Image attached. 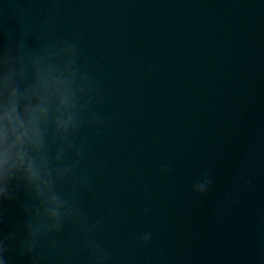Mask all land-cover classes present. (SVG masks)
I'll return each instance as SVG.
<instances>
[{
    "label": "water",
    "instance_id": "water-1",
    "mask_svg": "<svg viewBox=\"0 0 264 264\" xmlns=\"http://www.w3.org/2000/svg\"><path fill=\"white\" fill-rule=\"evenodd\" d=\"M59 39L102 117L61 185L83 218L33 256L21 233L10 264H98L90 241L99 264H264V0H0V48ZM26 195L0 201V233Z\"/></svg>",
    "mask_w": 264,
    "mask_h": 264
},
{
    "label": "clouds",
    "instance_id": "clouds-1",
    "mask_svg": "<svg viewBox=\"0 0 264 264\" xmlns=\"http://www.w3.org/2000/svg\"><path fill=\"white\" fill-rule=\"evenodd\" d=\"M94 103L92 75L77 40L0 48V201L21 189L27 194L22 224L0 233V264H10L6 253L21 233L18 252L33 256L47 234L71 218L82 220L79 203L61 185L79 164L69 154L78 158L83 152L77 134L102 119ZM212 175L210 169L200 180ZM90 247L98 264L106 259L94 241Z\"/></svg>",
    "mask_w": 264,
    "mask_h": 264
}]
</instances>
